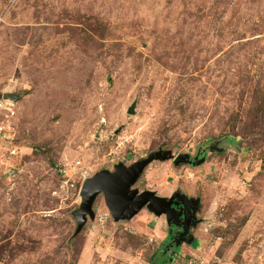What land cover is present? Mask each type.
<instances>
[{"label":"rangeland","instance_id":"374dc122","mask_svg":"<svg viewBox=\"0 0 264 264\" xmlns=\"http://www.w3.org/2000/svg\"><path fill=\"white\" fill-rule=\"evenodd\" d=\"M5 100L0 264H264V0H0ZM159 151L133 190L188 235L104 192L79 231L85 182Z\"/></svg>","mask_w":264,"mask_h":264},{"label":"water","instance_id":"95a60500","mask_svg":"<svg viewBox=\"0 0 264 264\" xmlns=\"http://www.w3.org/2000/svg\"><path fill=\"white\" fill-rule=\"evenodd\" d=\"M5 98L19 101L21 97L16 94H6ZM131 113H134V110H131ZM168 154L172 155L171 151L155 152L152 153L149 158L137 162L130 167L120 164L114 172L104 170L96 174L94 177L89 178L85 182L82 191V207L76 213L79 222V231L84 228L88 221V216L95 215L93 210L94 202L101 192L105 193L107 204L116 218L123 216L132 218L145 206H148L159 215L164 213L167 214L170 222L173 215H181L182 213H178L173 207V204L174 200L178 198L183 201L184 205L188 206L189 204L185 200L188 198L185 195L176 193L168 199L160 198L155 192L147 191L140 194L138 190H133V186L137 183L145 167L155 159L169 158L170 156ZM187 157L188 155L181 154L177 158L176 163L179 164L181 162H186ZM189 227L185 228L183 235H188Z\"/></svg>","mask_w":264,"mask_h":264},{"label":"flooded vegetation","instance_id":"af4514ba","mask_svg":"<svg viewBox=\"0 0 264 264\" xmlns=\"http://www.w3.org/2000/svg\"><path fill=\"white\" fill-rule=\"evenodd\" d=\"M173 207L178 211V213L181 212L182 214L181 215L178 214V216L177 215L172 216L171 233H170L172 236H171V239L169 240V243H168V247H169L168 250L169 251L175 247L174 245L177 242V240L179 239L178 237L184 238L183 232L185 231V228L188 225V222H187L188 217L193 215L192 214L193 212L191 211V209L189 207H187L186 205H184L182 203V201H180L178 198L174 200ZM174 226L182 228L183 232H178L177 230H175ZM189 236H188V239H189ZM170 243H171V245H170Z\"/></svg>","mask_w":264,"mask_h":264},{"label":"built area","instance_id":"2783aa9c","mask_svg":"<svg viewBox=\"0 0 264 264\" xmlns=\"http://www.w3.org/2000/svg\"><path fill=\"white\" fill-rule=\"evenodd\" d=\"M7 100H5V102L3 103V102H1L0 103V107H2V108H7ZM9 128L8 127H6V126H3V127H0V135H3V138L4 139H6V140H12L13 139V136L10 134V130H8ZM11 151V153L13 154V155H17V153H18V151H17V149H12V150H10Z\"/></svg>","mask_w":264,"mask_h":264},{"label":"trees","instance_id":"16d2710c","mask_svg":"<svg viewBox=\"0 0 264 264\" xmlns=\"http://www.w3.org/2000/svg\"><path fill=\"white\" fill-rule=\"evenodd\" d=\"M168 260H166V262H167Z\"/></svg>","mask_w":264,"mask_h":264}]
</instances>
